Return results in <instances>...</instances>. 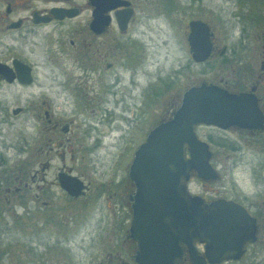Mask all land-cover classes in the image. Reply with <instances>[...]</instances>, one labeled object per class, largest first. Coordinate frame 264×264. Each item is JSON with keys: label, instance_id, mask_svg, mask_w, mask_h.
I'll return each mask as SVG.
<instances>
[{"label": "flooded vegetation", "instance_id": "1", "mask_svg": "<svg viewBox=\"0 0 264 264\" xmlns=\"http://www.w3.org/2000/svg\"><path fill=\"white\" fill-rule=\"evenodd\" d=\"M226 1L236 9L227 10L229 19L234 18L220 34L208 20L192 17L204 21L210 31L209 53L202 60L192 58L186 39L191 18L186 21V68L199 64L200 75L188 76L183 87L158 103L153 109L156 115L140 130L132 155L149 129L173 116L187 88L205 83L240 94V123L194 126L197 137L207 143V161L216 175L201 178L191 168L184 183L188 194L199 196L204 203L215 199L235 202L252 218L253 227L247 228V219L242 220L244 225L239 230L221 232L217 248L211 247L207 239L193 241L187 231L175 235L181 237L179 243L190 239L203 264H264V182L260 185L255 178H248L254 187L258 186L253 192L243 190L238 177L219 183L223 178L214 163L216 153L245 151L259 154L264 162V0ZM157 6L158 0H0V227H9L8 217L15 221L25 218L21 221L29 234L26 251L30 263L32 256L40 255L39 245L46 249L51 243L37 238L33 241L32 234L49 230V217L56 212L50 198L55 190L52 187L67 194L59 175L70 173L83 184V192L67 194L70 198H89L91 194L111 202L107 204L114 219L110 233L123 236L105 242L115 248L125 245V259L115 251L107 252V261L115 257V264H138L134 258L136 243L129 235L135 190L128 175L130 162L125 168L126 191L125 171L117 178L115 166L105 186L99 183L87 194L91 180L83 177L84 173L74 172L86 168L83 162L74 163V154L98 153L112 146L125 152L124 138L116 142L111 139L115 132L125 131L120 134L125 137L136 128L142 108L136 113L138 108L129 106L130 100L132 105L151 104L125 96V33L139 9L138 16L144 21L158 14L153 13ZM120 22H124L122 27ZM211 71L214 73L208 78ZM132 89L128 86L129 92ZM130 107L132 114H125ZM184 153L188 156L186 148ZM88 203L82 199L78 210ZM192 205L186 201L187 214ZM104 216L106 222L108 215L101 211L100 218ZM53 244L58 245L57 254L62 257L64 246L60 244L64 245L65 240L57 239ZM182 256L178 264H193L185 246Z\"/></svg>", "mask_w": 264, "mask_h": 264}, {"label": "rangeland", "instance_id": "2", "mask_svg": "<svg viewBox=\"0 0 264 264\" xmlns=\"http://www.w3.org/2000/svg\"><path fill=\"white\" fill-rule=\"evenodd\" d=\"M228 3L226 0H158V6L153 11L158 14L144 21L141 15L138 16L140 9L138 10L136 20L125 33V96H134L138 100L141 98L144 102L151 104L132 105L130 100L129 106L138 108L136 113H139V109L142 108L141 115L136 120L135 127L138 129H133L129 134H125V137L120 135L125 131L120 130L115 132L114 138L111 139L116 142L119 138H124L125 152L112 146L98 153L76 152L74 154V163L83 162L86 167L84 170L76 168L74 172L84 173L83 177L91 180V189L87 194L92 193L99 183L103 182L102 186H105V182L113 177L115 166L117 178L124 174L132 156V147L139 140L140 130L147 127L156 115L153 109L157 108L158 103L166 99L171 92L183 87L188 76L200 75L201 65L194 63L193 66L186 68L188 63L185 40L186 21L192 17L208 20L215 33L220 34L225 24L234 18L229 19L230 14L227 10H235L236 7ZM148 8L149 4L145 5V12ZM213 73V71L209 72L207 77L210 78ZM128 86L133 87L130 92ZM126 106L127 103H125ZM131 109L132 107L129 111L125 110V114H132ZM216 156L214 163L223 178L219 183H227L229 177H238L241 178L238 180L241 188L246 192H253L257 189V185L254 187L248 178H255L259 184L264 182L261 180L264 178V162L259 154L252 151L222 152L216 153ZM52 188L55 190L54 194L51 192L50 198L53 197L56 212L49 217V230L32 234L33 241L37 238L51 242L49 247L45 249L39 245L40 255L32 256L33 262L30 263L27 259L30 258L29 253L26 251L29 234L25 228V222L21 221L25 218L15 221L14 218L8 217L9 227L5 230H1L0 227V264H35V262L36 264H98L100 262L115 264V257L107 261L109 260L107 252L115 251H119L125 259V245L115 248L108 245V241L105 242L109 239L119 240L117 235L123 236V233L119 232L115 235L110 233L114 230V226H111L114 219L107 207L110 201L108 202L105 198L96 199V196L92 197L91 194L88 198L86 195L82 199H87L89 203L78 210L81 197L75 200L67 194H62L58 187ZM57 192L61 194L58 195ZM17 209L20 210L19 207ZM101 211L108 215L106 222L105 216L100 218ZM11 224L14 227L10 226ZM57 239L65 240L64 245L60 244L64 246L62 257H59L61 254H57L58 245L53 244ZM42 255L43 257L40 258Z\"/></svg>", "mask_w": 264, "mask_h": 264}, {"label": "water", "instance_id": "3", "mask_svg": "<svg viewBox=\"0 0 264 264\" xmlns=\"http://www.w3.org/2000/svg\"><path fill=\"white\" fill-rule=\"evenodd\" d=\"M116 16L121 17L119 13ZM122 17L125 19V12ZM187 28L192 58L204 59L210 49L208 25L191 18ZM239 97L240 94L229 93L213 84L187 88L173 116L149 129L133 152L128 169L135 185L129 235L136 243L134 258L138 264H178L184 246L193 264H203L190 239L179 243L181 237L176 232L187 231L193 241L207 239L211 247L217 248L221 232L237 231L244 225L242 220L247 219V228L253 227L252 218L235 202L215 199L204 203L199 196L189 195L184 183L191 168L201 178L216 175L207 161V143L197 137L194 126L204 123L226 127L240 123L243 119L239 116ZM59 183L69 195L83 192L82 181L73 174L61 173ZM187 200L193 204L192 208L188 207V214Z\"/></svg>", "mask_w": 264, "mask_h": 264}]
</instances>
